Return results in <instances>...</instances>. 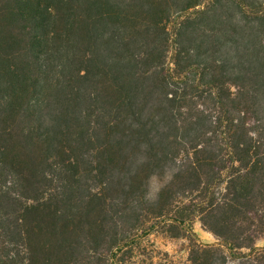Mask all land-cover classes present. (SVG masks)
I'll list each match as a JSON object with an SVG mask.
<instances>
[{"label":"trees","instance_id":"trees-1","mask_svg":"<svg viewBox=\"0 0 264 264\" xmlns=\"http://www.w3.org/2000/svg\"><path fill=\"white\" fill-rule=\"evenodd\" d=\"M195 218L184 264H264V0H0V264Z\"/></svg>","mask_w":264,"mask_h":264},{"label":"rangeland","instance_id":"rangeland-1","mask_svg":"<svg viewBox=\"0 0 264 264\" xmlns=\"http://www.w3.org/2000/svg\"><path fill=\"white\" fill-rule=\"evenodd\" d=\"M166 180L167 177H154L149 187V197L155 198ZM170 216H173V213ZM159 221L161 220L159 219ZM135 225L136 223L132 224V222L123 223L117 230L118 233H121L120 235H126V239L128 237L132 239L128 240V245L125 246L130 258L128 264H184L192 236L204 244L218 242L202 226L198 218L193 220L192 229L191 231L187 230L188 232L183 230L182 226L173 228L165 225L149 232H136ZM185 229H188L187 226ZM257 244L259 247H264V238L258 240Z\"/></svg>","mask_w":264,"mask_h":264}]
</instances>
